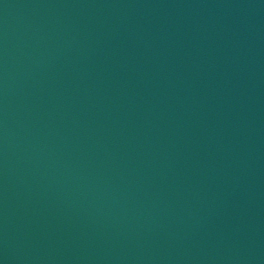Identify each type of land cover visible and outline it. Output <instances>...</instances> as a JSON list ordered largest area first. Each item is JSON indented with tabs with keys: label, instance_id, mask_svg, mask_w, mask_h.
<instances>
[{
	"label": "water",
	"instance_id": "water-1",
	"mask_svg": "<svg viewBox=\"0 0 264 264\" xmlns=\"http://www.w3.org/2000/svg\"><path fill=\"white\" fill-rule=\"evenodd\" d=\"M0 264H264V0H0Z\"/></svg>",
	"mask_w": 264,
	"mask_h": 264
}]
</instances>
